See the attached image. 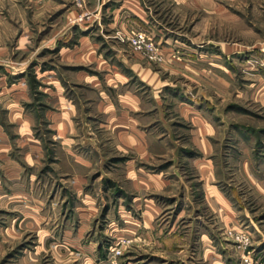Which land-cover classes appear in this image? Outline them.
I'll use <instances>...</instances> for the list:
<instances>
[{
	"label": "rangeland",
	"instance_id": "374dc122",
	"mask_svg": "<svg viewBox=\"0 0 264 264\" xmlns=\"http://www.w3.org/2000/svg\"><path fill=\"white\" fill-rule=\"evenodd\" d=\"M124 4L0 0V264H264V0Z\"/></svg>",
	"mask_w": 264,
	"mask_h": 264
},
{
	"label": "crops",
	"instance_id": "0c3cea01",
	"mask_svg": "<svg viewBox=\"0 0 264 264\" xmlns=\"http://www.w3.org/2000/svg\"><path fill=\"white\" fill-rule=\"evenodd\" d=\"M125 3L123 7H126V5L131 6L130 7H126L129 9V15L132 16V21L138 22L141 26H146L145 24L147 23V21L145 20V18H143L142 14L140 11H138L141 7L139 5V0H125ZM160 212H156L155 215L152 216V218L147 219V222L144 220V223H147V229L148 231L152 232V231H156V232H160L159 230H157V222H158V218H159ZM146 227V226H144ZM173 231L171 230V233Z\"/></svg>",
	"mask_w": 264,
	"mask_h": 264
},
{
	"label": "built area",
	"instance_id": "2783aa9c",
	"mask_svg": "<svg viewBox=\"0 0 264 264\" xmlns=\"http://www.w3.org/2000/svg\"><path fill=\"white\" fill-rule=\"evenodd\" d=\"M103 264V263H102ZM115 264V263H114Z\"/></svg>",
	"mask_w": 264,
	"mask_h": 264
}]
</instances>
